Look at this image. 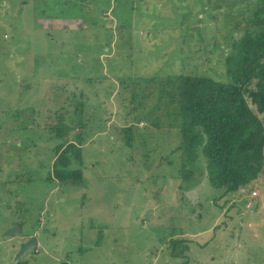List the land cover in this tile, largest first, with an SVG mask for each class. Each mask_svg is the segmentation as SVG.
Listing matches in <instances>:
<instances>
[{"label":"rangeland","instance_id":"obj_1","mask_svg":"<svg viewBox=\"0 0 264 264\" xmlns=\"http://www.w3.org/2000/svg\"><path fill=\"white\" fill-rule=\"evenodd\" d=\"M256 1L0 0V264H264V169L245 194L221 197L200 152L186 162L191 178L180 176L169 116L155 135L139 121L133 146L116 130L135 121L122 117L120 81L224 80L242 33L231 26ZM73 95L85 126L72 167L84 179L59 184V139L46 129ZM15 222L21 233L8 235ZM32 235L36 249L16 259ZM171 238L183 255H169Z\"/></svg>","mask_w":264,"mask_h":264},{"label":"trees","instance_id":"obj_2","mask_svg":"<svg viewBox=\"0 0 264 264\" xmlns=\"http://www.w3.org/2000/svg\"><path fill=\"white\" fill-rule=\"evenodd\" d=\"M241 17L231 26L242 33L232 42L233 51L225 58L224 80L189 73L152 76L142 83L120 81L117 96L123 107L122 117L135 119L116 129L125 145L133 146L143 135L137 131L139 121L146 122L155 135L160 119L169 116L174 121L168 128H176L172 133L180 139L177 147L183 149L177 169L180 176L191 178L193 172L185 166L192 164L200 152L206 161V177L212 187L221 189V197L245 194L241 189L264 169V0H257L252 10ZM64 100L55 110L56 121L46 129L59 139L53 148L52 178L59 184H82L83 172L72 164L82 163L85 122L73 119L72 113L82 108L83 101L76 95ZM32 116L35 113L29 118ZM169 242L172 257L183 255L188 248L182 239L171 238Z\"/></svg>","mask_w":264,"mask_h":264},{"label":"water","instance_id":"obj_3","mask_svg":"<svg viewBox=\"0 0 264 264\" xmlns=\"http://www.w3.org/2000/svg\"><path fill=\"white\" fill-rule=\"evenodd\" d=\"M22 228L19 222H15L12 227L7 231L8 235L14 234V233H21ZM37 246V240L34 235L30 236L27 240H24L19 243V249L18 253L16 255V259L22 255H24L25 252L34 251Z\"/></svg>","mask_w":264,"mask_h":264},{"label":"built area","instance_id":"obj_4","mask_svg":"<svg viewBox=\"0 0 264 264\" xmlns=\"http://www.w3.org/2000/svg\"><path fill=\"white\" fill-rule=\"evenodd\" d=\"M241 191H242V193H245V191L243 189H241ZM256 195H257V193L255 191L251 192V196H256Z\"/></svg>","mask_w":264,"mask_h":264},{"label":"crops","instance_id":"obj_5","mask_svg":"<svg viewBox=\"0 0 264 264\" xmlns=\"http://www.w3.org/2000/svg\"><path fill=\"white\" fill-rule=\"evenodd\" d=\"M227 196H228V195H227ZM227 196H226V197H227Z\"/></svg>","mask_w":264,"mask_h":264}]
</instances>
